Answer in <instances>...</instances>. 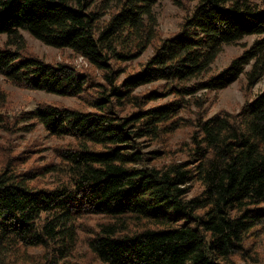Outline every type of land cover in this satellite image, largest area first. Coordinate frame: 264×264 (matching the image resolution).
Masks as SVG:
<instances>
[{"label": "trees", "instance_id": "1", "mask_svg": "<svg viewBox=\"0 0 264 264\" xmlns=\"http://www.w3.org/2000/svg\"><path fill=\"white\" fill-rule=\"evenodd\" d=\"M156 1L0 0V74L74 100L0 104L3 129L60 140L33 166L1 145L0 264H261L264 89L235 112L209 97L264 76V0H197L168 36ZM24 32L88 65L46 61Z\"/></svg>", "mask_w": 264, "mask_h": 264}, {"label": "rangeland", "instance_id": "2", "mask_svg": "<svg viewBox=\"0 0 264 264\" xmlns=\"http://www.w3.org/2000/svg\"><path fill=\"white\" fill-rule=\"evenodd\" d=\"M197 0H157L155 5V14L157 16L159 31L163 36H168L176 32L184 20V17L191 11ZM27 46L30 51L39 57L50 62L66 61L78 66H87L88 62L77 56L69 49L56 48L41 42L39 39L24 32ZM259 36L251 35L237 44L227 45L216 58L212 72H219L225 68L230 61L240 55L243 50L249 47ZM3 38L0 36V43ZM147 51L144 56H147ZM244 76L242 75L238 81L231 83L228 87L210 96L209 115L219 110L235 112L249 98L264 89V76L249 90L243 85ZM62 102L64 104H72V98L59 96L54 93H48L43 90H34L16 86L7 81L0 74V104L4 105L7 113L14 116L18 113L35 109L38 104L44 102ZM11 120V119H9ZM30 129V130H29ZM183 134L179 133L173 140L183 139ZM11 143L12 154L22 150H27L29 155L24 158L28 159L30 166L43 164L48 160L54 159V147L60 142L55 138L45 136V132L40 126H30L27 130H10L7 131L0 127V149L1 145ZM30 158V159H29ZM32 163V164H31ZM256 248L259 252L260 263L264 264V229L260 230Z\"/></svg>", "mask_w": 264, "mask_h": 264}, {"label": "built area", "instance_id": "3", "mask_svg": "<svg viewBox=\"0 0 264 264\" xmlns=\"http://www.w3.org/2000/svg\"><path fill=\"white\" fill-rule=\"evenodd\" d=\"M81 58H83L82 56H80ZM84 59V58H83ZM85 60V59H84Z\"/></svg>", "mask_w": 264, "mask_h": 264}]
</instances>
